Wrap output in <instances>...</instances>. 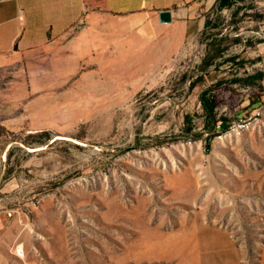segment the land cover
Listing matches in <instances>:
<instances>
[{
	"label": "rangeland",
	"instance_id": "1",
	"mask_svg": "<svg viewBox=\"0 0 264 264\" xmlns=\"http://www.w3.org/2000/svg\"><path fill=\"white\" fill-rule=\"evenodd\" d=\"M261 15L264 0L212 9L219 26L171 57L147 36L76 61L68 45L52 94H0V264H264V116L234 127L264 91L236 86L222 138L199 136L198 98L236 70L264 74ZM214 37L243 65H213L192 92Z\"/></svg>",
	"mask_w": 264,
	"mask_h": 264
},
{
	"label": "crops",
	"instance_id": "2",
	"mask_svg": "<svg viewBox=\"0 0 264 264\" xmlns=\"http://www.w3.org/2000/svg\"><path fill=\"white\" fill-rule=\"evenodd\" d=\"M217 0H2L0 94H52L53 62L68 45L77 52L111 46L123 36L158 41L166 56L179 53L202 33ZM172 10L161 23L159 13ZM145 40V39H142ZM14 99V97H12ZM6 126L0 122L3 130ZM0 135V172L5 146ZM5 216L0 215V228Z\"/></svg>",
	"mask_w": 264,
	"mask_h": 264
},
{
	"label": "trees",
	"instance_id": "3",
	"mask_svg": "<svg viewBox=\"0 0 264 264\" xmlns=\"http://www.w3.org/2000/svg\"><path fill=\"white\" fill-rule=\"evenodd\" d=\"M247 0H217V3L213 9H216V12H220L224 8H232L238 3H246ZM245 4L243 6H239L237 10L234 12V19L239 23L243 20L248 14H242V16L237 19L240 10L243 8H247ZM258 19H263L264 17L257 16ZM219 25H210L208 21H206L202 34H205L208 30L212 28H216ZM238 29V28H237ZM222 32H217L211 34V36H218ZM228 37H214L212 42L209 44L206 55L203 58L202 64L199 69V74L196 76H190V79H193L190 82L189 89L192 92L198 91L201 84L205 81L206 76L209 74L211 67L214 65V69H219L225 63H231V68L233 69L234 65L242 66L238 60L239 55H230V46H224V42L228 40ZM242 41L241 36H236L232 38V44H239ZM219 59H222V62H218ZM234 71V70H232ZM238 70L232 73V77H224L221 78L214 83L204 87L199 92V101L203 108V117H204V131L199 132V136L204 137L205 134H209L212 136H217L219 133H222L228 130L230 126V120L224 114L219 113V108L228 104L230 106L236 105V100L239 97L237 91V85H244L250 87H258L260 90L264 91V74L257 73L254 75H249L246 77H241L238 74ZM250 104L243 111V116H249V111L254 109L262 102V95L257 96L255 99L252 95L249 96ZM237 118L238 117V114ZM189 119V117H187ZM192 130L191 128H189ZM2 134L0 128V135Z\"/></svg>",
	"mask_w": 264,
	"mask_h": 264
},
{
	"label": "built area",
	"instance_id": "4",
	"mask_svg": "<svg viewBox=\"0 0 264 264\" xmlns=\"http://www.w3.org/2000/svg\"><path fill=\"white\" fill-rule=\"evenodd\" d=\"M0 1H2V0H0ZM263 116H264V93L262 94V102L254 109V111L249 116V118L245 119V120H240L242 122H239L238 124H234V127H236V126L243 127V126H246L247 123H250L253 121L260 123V120L263 118ZM229 128H230V126H229ZM217 137L222 138L223 136L221 135V133H219L217 135Z\"/></svg>",
	"mask_w": 264,
	"mask_h": 264
},
{
	"label": "water",
	"instance_id": "5",
	"mask_svg": "<svg viewBox=\"0 0 264 264\" xmlns=\"http://www.w3.org/2000/svg\"><path fill=\"white\" fill-rule=\"evenodd\" d=\"M161 23H170L173 20L172 10H162L159 13Z\"/></svg>",
	"mask_w": 264,
	"mask_h": 264
}]
</instances>
